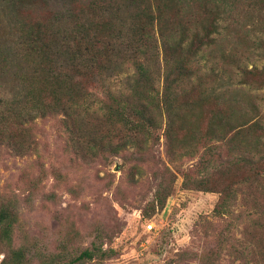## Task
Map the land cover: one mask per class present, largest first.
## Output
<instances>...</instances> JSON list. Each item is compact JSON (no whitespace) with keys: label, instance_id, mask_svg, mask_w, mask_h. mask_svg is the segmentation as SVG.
I'll return each instance as SVG.
<instances>
[{"label":"trees","instance_id":"1","mask_svg":"<svg viewBox=\"0 0 264 264\" xmlns=\"http://www.w3.org/2000/svg\"><path fill=\"white\" fill-rule=\"evenodd\" d=\"M24 1L8 0L7 5L19 10ZM111 1L90 3V16L59 20L58 34L41 21H24L15 40L0 39V74L16 88L15 96L0 98V147L29 154L34 121L63 115L69 150L78 157L96 160L125 151L149 164L155 162L153 150L162 132L172 162L199 157L191 168H178L184 187L219 194L214 212L222 229L202 260L214 264L228 251L243 264H264V103L253 93L264 89V67L246 73L239 68V81L230 78L220 87L201 75L205 56L200 53L214 42L225 0H214L215 7L205 0L208 21L191 37L173 14L178 0H124L132 13L128 28L114 22L118 5ZM109 12L112 19L105 18ZM122 46L135 56L125 55ZM160 51L162 70L154 68ZM126 63L133 67L127 88L103 85L101 105L92 112L89 84L100 76L103 81L105 74L117 76L113 66L121 70ZM175 181L176 175L164 174L146 217L165 206ZM17 204L0 193V264H106L111 259L102 235L80 252L65 246L59 254L42 252L24 231ZM238 222L240 240L232 236Z\"/></svg>","mask_w":264,"mask_h":264},{"label":"rangeland","instance_id":"2","mask_svg":"<svg viewBox=\"0 0 264 264\" xmlns=\"http://www.w3.org/2000/svg\"><path fill=\"white\" fill-rule=\"evenodd\" d=\"M97 1L106 0H25L19 11L8 6V0H0V39L15 40L24 21H41L49 26L48 32L51 27L58 34L59 20L90 16L93 10L88 6ZM111 2L113 7L118 5L113 10L117 19L114 22L128 28L132 22L131 8L127 9L124 0ZM205 4V0H178L173 9L179 23L189 28L190 37L197 26L208 21ZM208 6L217 5L212 0ZM219 8L214 42L201 51V57H205L199 64L207 84L216 87L229 84L230 78L239 81V68H245L246 73L264 67V0H225ZM105 18L112 19L113 14L109 12ZM127 33L121 32L125 40L122 42L127 41ZM115 43H120V39ZM121 49L124 52L126 47ZM124 54L135 56L130 51ZM156 61L154 68L162 70L161 51ZM116 66L111 70L113 74L120 72L117 76L107 78L105 74L103 81L100 76L89 84L93 95L88 107L92 112L101 105L103 85L115 91L127 88L133 67L129 63L121 70ZM253 91L264 103V89ZM15 92L12 83L0 74V98H11ZM64 124L63 115L37 118L32 124L33 150L27 155L0 147V193H8L17 200L30 242L42 252L59 254L64 246L80 252L102 235L104 247L111 254L106 264H206L202 256L214 247L213 235L219 233L218 227L222 229L214 212L219 194L184 187V178L178 171L197 164L198 156L173 163L160 132V143L153 150L154 163L147 164L125 151L119 156L85 160L69 150L67 143L71 139ZM166 173L170 178L176 175L173 192L163 208L146 217L155 207V193ZM236 211L237 216L241 215L240 205ZM149 225L153 226L151 230ZM242 230L238 222L232 236L240 240ZM2 259L0 255V263ZM214 264L243 263L237 255L225 251Z\"/></svg>","mask_w":264,"mask_h":264},{"label":"built area","instance_id":"3","mask_svg":"<svg viewBox=\"0 0 264 264\" xmlns=\"http://www.w3.org/2000/svg\"><path fill=\"white\" fill-rule=\"evenodd\" d=\"M152 227H153V226L149 225V226H148V229H149V230H151V229H152Z\"/></svg>","mask_w":264,"mask_h":264}]
</instances>
